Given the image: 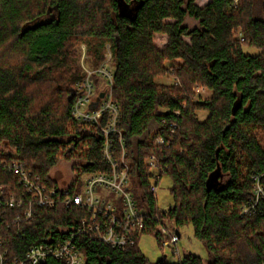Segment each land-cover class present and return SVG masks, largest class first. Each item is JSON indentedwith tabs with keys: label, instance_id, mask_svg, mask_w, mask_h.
I'll list each match as a JSON object with an SVG mask.
<instances>
[{
	"label": "trees",
	"instance_id": "1",
	"mask_svg": "<svg viewBox=\"0 0 264 264\" xmlns=\"http://www.w3.org/2000/svg\"><path fill=\"white\" fill-rule=\"evenodd\" d=\"M195 1L0 0V189L6 195L21 192L18 174L5 170L14 161L55 189L60 201L62 189L50 177L60 162H72L71 193L83 175L110 172L99 129L73 119L69 97L84 77L77 44L85 45L91 68L105 60L106 46L111 52L118 131L148 228L126 251L75 236L84 264H264V200L242 215L254 176L264 173V0H239L231 9L230 0H210L202 8ZM186 18L197 26L190 29ZM156 35L168 37L162 51ZM164 77L172 83H159ZM201 88L210 92L207 100L196 95ZM170 122L178 126L174 136ZM158 136L164 145L154 143ZM112 140L119 161L118 135ZM152 154L161 177L171 180L167 219L177 230L192 226L206 260L187 254L176 263L165 257L151 263L141 253L143 234L157 239L152 227L159 209L144 163ZM60 201L53 209L34 207L30 222L13 223L16 212L3 209L0 240L10 260L77 232L89 215Z\"/></svg>",
	"mask_w": 264,
	"mask_h": 264
},
{
	"label": "built area",
	"instance_id": "2",
	"mask_svg": "<svg viewBox=\"0 0 264 264\" xmlns=\"http://www.w3.org/2000/svg\"><path fill=\"white\" fill-rule=\"evenodd\" d=\"M238 1L230 0L228 8H236ZM239 38L243 41L241 34ZM110 62L111 52L109 46H106V58L96 69L90 70L84 67L86 75L76 84L72 93L74 102L71 109L75 121L94 124L99 129L100 136L103 138L101 155L110 166V172L83 175L81 192L71 193L67 187L60 188L62 189L60 201L57 199L58 192L55 189H47L41 185L37 176H34L21 163L14 161L6 164L5 170L18 174L21 192L18 196L6 195L5 188L0 189V209L2 208L0 221L4 217V208L16 212L13 223L30 222L33 219L34 207L53 209L59 201L65 208L75 207L87 212L88 218L81 220L77 232L70 234L68 239L47 240L29 247L22 259L10 260L8 250L0 240V264H41L47 259L62 261L64 264H84L83 255L78 252L73 243L75 236L85 235L94 241L126 251L134 246L136 237L148 228L146 208L141 210L138 207L135 196L131 192L129 167L125 162L127 153L118 131L120 111L112 100L113 75ZM98 84H102L103 87L96 92ZM94 95L96 99L92 101L91 96ZM196 95L200 96L199 90L196 91ZM173 114L180 115L179 111H174ZM162 122L165 123L164 120ZM177 129L176 123H168L170 136H174ZM114 134L118 135L121 155L119 161L115 158L113 148L112 135ZM154 143L159 146L164 145V138L158 136L154 139ZM144 163L149 168L148 189L156 196L162 179L158 159L152 154L145 159ZM253 181L254 194L249 207L242 209V215L250 216L257 203L264 200V173L254 176ZM169 208L158 211L159 216L155 218L152 229L160 247L170 249L173 255L177 256L180 234L174 223L167 219Z\"/></svg>",
	"mask_w": 264,
	"mask_h": 264
},
{
	"label": "rangeland",
	"instance_id": "3",
	"mask_svg": "<svg viewBox=\"0 0 264 264\" xmlns=\"http://www.w3.org/2000/svg\"><path fill=\"white\" fill-rule=\"evenodd\" d=\"M48 18V17H47ZM43 19H40L38 21L41 22ZM45 20V19H44ZM186 26H188L190 29L197 26V22L193 19L186 18L185 23ZM162 35H158L154 37V44L157 47L158 50H163V45L165 44L167 36L161 37ZM186 42H188V38H184ZM166 46V45H165ZM86 48L83 44H77L76 51L78 56V62L80 65V68L84 74V77L86 75L84 67L89 68L90 70H94L96 68H91L87 64L86 59ZM254 50H248V53L254 54ZM83 77V78H84ZM82 78V79H83ZM173 81V77H164L159 80V83H164L167 85H170ZM102 84H98L96 86V92H98ZM200 91V99L201 100H207L210 96V92L206 90L205 88L199 89ZM96 99V95L91 96V100L93 101ZM198 116L200 120H203L205 118L204 112H198ZM72 162H60L56 167H54L50 173V177L52 180H54L59 188H66L68 184L73 180V172L71 171ZM215 177V176H213ZM215 179H210L209 183H212ZM83 186V180L80 178L77 188V192H81ZM171 188V180L168 177H162L156 193L157 198V206L159 210H165L172 206L173 200L170 196L169 189ZM132 194L135 196L137 195V188L134 183H132ZM140 201L136 200V203L138 207L142 210L143 207L142 203L139 205ZM178 232L180 234V240L177 244V248L179 251V254L173 255L172 251L168 248H161L157 239L154 237L153 234H143L139 238L138 247L141 251V253L148 259L151 263H156L158 260H161L162 258H166V261L168 263H176L179 259L183 258L187 254H191L193 256L199 257L202 260L207 259V252L203 246V244L194 237L193 234V228L191 225H185L178 228ZM179 256V257H178Z\"/></svg>",
	"mask_w": 264,
	"mask_h": 264
},
{
	"label": "crops",
	"instance_id": "4",
	"mask_svg": "<svg viewBox=\"0 0 264 264\" xmlns=\"http://www.w3.org/2000/svg\"><path fill=\"white\" fill-rule=\"evenodd\" d=\"M209 2H210V0H196V1H195V4H196L198 7L202 8V7H204L205 5H207ZM156 36H158V35H156ZM161 37H165V36L162 35ZM165 38H166V37H165ZM166 40H167V39H166ZM166 43H167V41H165V44L163 45V47H165ZM163 49H164V48H163Z\"/></svg>",
	"mask_w": 264,
	"mask_h": 264
},
{
	"label": "water",
	"instance_id": "5",
	"mask_svg": "<svg viewBox=\"0 0 264 264\" xmlns=\"http://www.w3.org/2000/svg\"><path fill=\"white\" fill-rule=\"evenodd\" d=\"M100 97H101V98L103 97V93L100 95ZM69 100H72V94H71V96L69 97ZM97 101H98V99H97Z\"/></svg>",
	"mask_w": 264,
	"mask_h": 264
}]
</instances>
